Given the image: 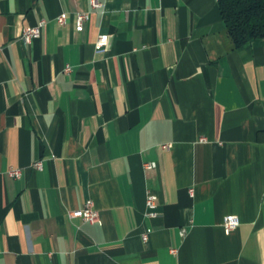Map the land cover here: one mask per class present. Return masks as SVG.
<instances>
[{
  "label": "crops",
  "instance_id": "1",
  "mask_svg": "<svg viewBox=\"0 0 264 264\" xmlns=\"http://www.w3.org/2000/svg\"><path fill=\"white\" fill-rule=\"evenodd\" d=\"M100 1L0 0V264H264V38L218 0Z\"/></svg>",
  "mask_w": 264,
  "mask_h": 264
},
{
  "label": "built area",
  "instance_id": "2",
  "mask_svg": "<svg viewBox=\"0 0 264 264\" xmlns=\"http://www.w3.org/2000/svg\"><path fill=\"white\" fill-rule=\"evenodd\" d=\"M89 3L93 8H100L103 6V3L100 0H89ZM88 17H89L88 12L78 13L76 17V29L81 30L84 27V23ZM67 19H68V15L66 12L61 13L57 17V20L61 25H64L67 22ZM43 24H44V21H41L36 26L26 27L22 34L23 41L26 44H29L34 38L40 37ZM107 44H108V34H101L94 44V49L97 52L102 51L106 48ZM65 71L66 72L71 71V66L67 65L65 67ZM168 147L169 145H163V148L165 149ZM155 166H156L155 162H145L144 163V168L146 170L153 169ZM36 167L39 170H43V166L41 162L36 163ZM8 173L12 177L20 176L19 169L11 168L9 169ZM157 199H158L157 194L154 191L149 190L146 196V211L144 213L145 218L149 219L156 215L155 209L157 206ZM70 216L82 218L83 220L90 222L92 224L101 223L100 214L98 210L95 209L94 203L90 199L86 200L81 208L71 211ZM239 223H240V219L235 214L226 215L224 217L223 225H224L225 231L228 233L234 228H236L239 225ZM150 230H151V225L146 222L145 231L142 232L141 234V239L144 243L147 242L149 239Z\"/></svg>",
  "mask_w": 264,
  "mask_h": 264
},
{
  "label": "trees",
  "instance_id": "3",
  "mask_svg": "<svg viewBox=\"0 0 264 264\" xmlns=\"http://www.w3.org/2000/svg\"><path fill=\"white\" fill-rule=\"evenodd\" d=\"M218 4L236 47L264 38V0H218Z\"/></svg>",
  "mask_w": 264,
  "mask_h": 264
}]
</instances>
